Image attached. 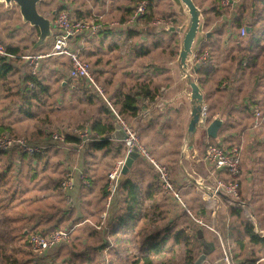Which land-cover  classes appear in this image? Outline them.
Returning a JSON list of instances; mask_svg holds the SVG:
<instances>
[{
  "label": "crops",
  "instance_id": "1",
  "mask_svg": "<svg viewBox=\"0 0 264 264\" xmlns=\"http://www.w3.org/2000/svg\"><path fill=\"white\" fill-rule=\"evenodd\" d=\"M44 2L48 3L47 7H52V15L51 17L46 16L47 18L52 19L56 16L58 9L66 8L73 13L76 20L102 24L103 30L97 35L92 37L82 35L73 42V45L74 49L79 51L82 59L87 58L85 60L90 63L93 62L96 73L106 87V90L104 89L105 96L117 111L118 108L115 103L119 100L118 96L128 92L137 83L151 82L153 86H160L157 103L153 105L150 111L141 113L138 119L125 117L124 119L133 126L141 140L147 141V147L143 145L150 151L153 158V155L159 154L160 151L158 141L164 147L168 145L169 157H171L170 168L168 169L172 170V179L183 203L176 200L172 194L164 191L154 166L140 157L129 173L124 176L117 195L111 206L108 207V172H110V167L113 164L124 158V142L115 139L109 140L110 143L104 150L96 149L92 143L84 151L79 150L78 145L70 144L69 151L50 150L47 166L38 167L34 163L38 168L35 178H32L35 173L33 174L28 170V163L15 166L16 170H23L17 174L19 180H16L14 175L16 170L14 168L9 170L7 167V182L10 184L11 181H15L17 185L19 184V193L15 196L13 203L8 206L10 208L9 213L4 214L3 219H0L5 222L11 217V221L4 224V227L0 224V227H2L0 232L4 234L9 229H16L14 233L20 235L23 230L28 234L29 230L52 233L54 229L74 228L73 235L84 227L91 232L87 236L89 240L90 236L96 233L102 240L101 246L107 245L101 251L102 264H110V259L113 257V255L111 256L112 252L120 254L121 249L126 250L129 244L133 248L136 246L142 247V231L146 224H149L148 222L152 220L159 221L161 240L169 239L171 234H175L182 229H186L187 233L188 230L202 231L204 234L199 239L204 237L216 244V251L211 258L218 256L221 251L222 253L225 252L222 242L220 241V245H218L217 241L214 240V235L217 237L218 235L209 230L201 229L193 223L190 213L193 215L192 212L194 211L188 208L191 205L192 209L198 213L197 215L201 216L200 209L202 206L206 208L210 206L213 209L215 206L211 203L212 201L207 199L202 192L187 180L179 168L178 161L184 139V121L187 116V109L182 104L178 109L170 108L166 113L155 112L156 106L162 101L170 88L175 85L173 72L167 69L166 66L173 64L178 59L180 44L178 35L169 32L168 28H177L181 25L168 28L162 25L157 26L158 22L156 23L154 20L146 22V15L137 28L122 27L130 20L128 18L130 9L133 7L132 0H50ZM168 3L170 9L163 12V15H166L165 18L168 20L177 21L180 16L173 13L171 0ZM153 4L155 13H161L159 10L161 4L164 5L167 2L165 0H153ZM227 13L222 15V19H225V22L221 24L223 28L217 26L218 33H215V30L210 31L213 36L203 44L204 46L208 41H211L212 44L223 42L222 50L216 55L218 59L216 76L220 74L222 76L224 68L229 65L224 62L232 54L231 50L230 53H227V51L231 47L233 48L232 39H235L234 35L230 36L231 38L229 37L228 29H230V25L227 26V30L224 29L227 24V17L224 18V16H227ZM171 14L172 16L168 17ZM228 22L231 23V21ZM155 26L159 28H155ZM164 29L168 33L161 32ZM236 35L239 36L238 33ZM176 40H178V50L175 57L172 51L176 47ZM261 45H264V41ZM156 52H159L161 56L168 55L169 59L160 61L161 58H153ZM263 60L264 56L261 57V63ZM59 61L69 63V60L65 57H61ZM51 69L52 79L51 84H48L51 96L49 103L44 106L34 105V109L37 111L34 114L38 117L50 114L51 119L56 120L58 114L64 113L68 108H74L80 103L88 107L86 111L89 112L92 108L89 105L90 101H88L89 94L88 96L83 95L84 92L77 88L73 80L69 78V70L67 71L64 67ZM27 74L24 73V75ZM159 79L169 83L164 85ZM232 79L236 80L235 86L229 90H227L229 82H224L221 86H218L217 82L215 88L209 93H206L200 86L206 96V105L209 100L216 103L217 106L223 105L226 110L232 112L231 117L228 118L230 120L229 126L227 125L225 130L221 129L219 131L218 138H207L205 140L203 154L205 155L207 146L212 143H219L225 148L237 146L241 149L240 195L241 200L249 205L253 217L248 210L238 211L239 209L236 206L229 202H223L221 224L229 251H231V254L233 253L234 260L245 264H264V120H258L254 116V107L251 106L250 102L246 101L248 104H244L245 91L238 93L234 89L243 82L244 76L240 77L238 74ZM245 79L250 80L252 83H249L250 90L248 92H255L256 98L254 101L259 102V107L264 110V82L255 87L248 74L245 75ZM92 91L95 93L94 89ZM95 95L98 96L96 93ZM72 96L73 99L74 96L79 99L78 104L74 107ZM56 97L59 98V100H56L59 103L57 107H53L50 101ZM247 98L250 100L251 96L249 95ZM56 102L54 103L56 104ZM93 102L96 105L98 103V101ZM69 103L71 106H69ZM101 104L102 106H97L96 118L105 121L107 117L103 113V106L106 109H110V107L104 100ZM74 117L60 119L69 124ZM113 117L117 128L119 124L116 122L115 116ZM88 118L83 119L82 123L84 120L89 122ZM217 118L222 119L223 122L226 121L220 110L217 111L213 120ZM115 132L116 129L112 134ZM167 133L169 138L164 140L162 135ZM177 139L178 142L176 143ZM141 142L143 143V141ZM199 168L202 171H213V166L206 161ZM12 172L14 176H11ZM69 172L74 173L75 185L70 192L63 191L65 195L61 197L54 190V185L64 180ZM217 176L219 180L227 181L225 174L218 173ZM132 193H135L138 198L137 204L131 200ZM10 196L8 195L7 198ZM129 204L137 209L138 220L135 224L124 223L119 220L112 222L116 216H122L126 213ZM55 206H60L64 212L53 211ZM39 214H45V219L41 218L39 220ZM34 216H38V218L35 222H31ZM210 221L212 222V220ZM119 223L122 224L118 225ZM155 227L154 225L147 226L146 232H143V234L151 235L156 230ZM248 227L253 228L256 239L249 236ZM168 229L169 231L165 232ZM114 239L115 242H113ZM167 241L172 243L173 239ZM85 242L84 244H87ZM20 243L22 242L20 241ZM211 258L208 260H211Z\"/></svg>",
  "mask_w": 264,
  "mask_h": 264
},
{
  "label": "trees",
  "instance_id": "2",
  "mask_svg": "<svg viewBox=\"0 0 264 264\" xmlns=\"http://www.w3.org/2000/svg\"><path fill=\"white\" fill-rule=\"evenodd\" d=\"M139 0H132V8L130 9L129 12V18L130 19L134 11L136 9V5ZM196 5L200 6L201 8L203 7V4L206 2V0H194ZM222 0H214L211 3V8L206 10V13L213 14L217 19H222L223 15V8L221 5ZM47 2H43V5H47ZM153 0H150V7L149 11L147 13V19L146 22L153 21L154 18L156 17L155 11H154V6H153ZM236 5L234 8L230 9L235 11L236 9V14L235 12H231L228 10L227 16L230 14L229 17H227V24L224 26V29L227 30V26L230 25V29L233 31H236L239 34V37H241L239 40L232 39V44L236 42V51L232 53L227 59H225L226 64H229L224 68V74L219 76L218 78V86H221L224 82H229V85L227 86V90L233 88L235 86V79H232L235 75L240 77H245L246 74H248L249 78L253 80V86L256 87L259 86L264 82V62L261 63V57L264 56V45H261L264 41V0H252L251 4L244 3L242 4L239 8L238 5ZM239 9L241 13L239 14ZM250 12V15L248 16V13ZM60 11H68L70 13L71 17L74 18L73 13H71L69 10L66 8H61L57 10V14ZM223 12V13H222ZM56 14V15H57ZM205 14V12H204ZM168 16V15H167ZM169 15L168 17H171ZM206 16V14H205ZM56 17V16H55ZM55 17L52 19L54 20ZM228 21H231L229 23ZM209 19L206 18V28L208 27ZM220 25V24H218ZM223 28V26H221ZM247 27L251 28V31L248 32L246 31V37L241 36L242 30ZM161 32L168 33L166 29L162 30ZM219 31H215V33H218ZM174 37V35H173ZM177 37V36H175ZM241 41V42H240ZM172 48V47H171ZM223 48V42L215 43L212 44L211 41H208L200 50L198 53V56L202 55L205 51L209 52V59L206 64L202 65V68L200 69L198 73V82L200 86L204 89L205 84L209 82V80H213L216 77V66L218 63L217 59V53L221 51ZM173 49V48H172ZM232 47L229 49L232 51ZM6 52L9 55L16 56L17 58H10L9 56H0V82L6 83L9 76L15 72V67L13 65V61L17 60L18 57H21V53H23V49L20 47H13V46H8L6 47ZM43 50V49H41ZM177 50H178V40H176V47L173 49L172 54L173 56L176 57L177 55ZM228 50V51H229ZM264 61V60H263ZM263 66V67H261ZM41 73V71H40ZM42 76L39 74V76H33L30 72L23 77V80L19 86V92L18 95L22 96V106L19 108L20 112L22 114H25V116L28 119H31L32 122L31 124L28 125V130L32 129L31 133V139H33L32 143H39L41 142H48L52 135L54 133H58L60 135H63L66 139V142L68 144L72 145H79L81 143V140L76 136V131L80 129H85L88 128L91 130L93 134H96L100 137H102L104 140L99 143H91L94 145L96 149L104 150L105 147L110 143L107 137L111 135L116 127L115 123L113 120V112L110 111V109H106V107L103 106V113H105L107 119L105 121L101 119L96 118V113H97V106H102L101 102L103 99L95 95V93L92 91L93 88H91L86 81H73L75 85H79L80 82H83L85 88L80 89L81 91L84 92L83 95L88 96V101L89 105L92 107L89 112L86 111V118H88L89 122L85 121L82 124H78L76 126V123L78 122V119H75V117L72 119V121L69 124H66L62 119H51L50 114H47L43 117H38V115H35L33 112L34 110V105L40 104L41 106H44L48 104L50 100V86L45 83V79L42 80ZM25 79V80H24ZM240 81V79H239ZM153 83L149 82H141L137 83L132 89H130L128 92L125 94L122 93L118 96V101L115 103L119 115L122 116L123 118H129V119H138L140 118L141 113L150 111L153 105L157 103L158 96L160 94V86L156 85L153 86ZM6 86V85H4ZM238 91V93L243 92L244 88L242 87L241 83L240 85L237 86V88H234ZM218 91V90H217ZM252 93V94H250ZM246 91L244 96H243V102L244 104H248L250 102L251 106L255 108V106H259V102H255L256 94L254 91L251 92ZM97 94V93H96ZM251 96L250 100L247 98L248 96ZM93 101H98L97 105ZM248 103H247V102ZM81 104V103H80ZM77 107V106H76ZM74 107V108H76ZM248 107V106H247ZM246 107V108H247ZM248 109H250L248 107ZM220 110L222 113L224 119L226 120L224 122V125L222 127L223 130L227 128V125L229 126V117H231L232 112L226 110L224 106H217L216 103L210 102L208 100L207 102V121L208 123H211L214 121V117L217 114V111ZM227 113V114H226ZM255 116V115H254ZM85 118V119H86ZM60 119V120H59ZM116 119V118H115ZM117 122V121H116ZM86 124V125H84ZM223 132V131H222ZM9 134L12 136L13 133H17L16 130L13 129L12 125H8L5 123H0V135L2 134ZM211 145H216L221 148H225L221 144L213 143ZM232 147L227 148L228 150L232 149ZM50 151V150H49ZM45 152L43 154H36L34 156H29L24 153H20L19 151L17 154H19L21 157L20 158L21 162H24L25 164L28 163V170L31 171V173H35L32 178L36 177V172L38 171V168L36 167V164L38 167H44L47 166V158H49L48 152ZM58 151V150H56ZM9 152L7 151H1L0 150V155H7ZM1 159V158H0ZM26 161V162H25ZM29 161V162H28ZM36 163V164H34ZM21 165V164H20ZM15 164L8 165V168H14L15 169ZM8 168L4 169L0 173V196H3V198H0V213L6 214L10 208L8 207L13 201L15 200V196L17 193H19V184L17 185L16 190L13 192L10 191L9 189L6 188L7 184V175L6 173L8 172ZM20 169L16 170L17 174L18 172L21 173ZM23 171V170H22ZM28 171V172H29ZM18 176L16 175V180ZM63 180L60 182H57L54 185V190L58 192L57 194L61 197L62 195H65L63 193L61 184ZM8 195H11L10 197L7 198ZM132 198L131 200L134 201L136 204L138 203V198L135 193L131 194ZM131 201V202H132ZM240 210H243L244 208L242 207H237ZM57 210L59 212H64L62 211V208L60 206H55L53 208V211ZM237 211V213H238ZM137 209L135 206H132L129 204L126 209V213H124L122 216H116L112 222H115L116 220L122 221L124 223H132L135 224V222L138 220V215H137ZM201 216L206 218L207 220L212 219V212L213 208L208 206L207 208L205 206H202L200 209ZM45 214H39V220L45 219ZM38 216H34L31 222H35ZM11 221V217L6 220L5 222L0 220V223L2 227H4V224H8V222ZM44 221V220H42ZM149 224H146V227L142 231V247L136 246V249L139 251V258L138 262L136 264H174L173 261L166 259V256H163L166 252L169 253L173 250H175L176 246H181L184 245L187 249L191 247L194 239H198L200 236H203L202 231H196L195 232V238L190 237L189 234L187 233L186 229H182L177 231L175 234L167 235L170 236L169 239H173L172 243H168L167 240L169 239H160L161 234L159 230H161L159 221H149ZM122 223H119L118 225H121ZM114 225V224H113ZM151 225L156 226L155 231L151 235H145L143 232H146L147 226L150 227ZM115 226V225H114ZM9 228L11 226H8ZM251 227H248V234L251 238L256 239V236L253 234V228L250 229ZM29 230V229H28ZM57 229H54L52 232L56 231ZM59 230V229H58ZM16 229H9L7 230V233H2L0 232V264H34V261L36 260V257L33 253V250L30 245V238L31 234H39L46 236L48 233L44 232H34L30 231L28 234L25 233V230L21 231L20 235L15 234L14 232ZM168 230H165V232H168ZM30 236V237H29ZM97 235L96 233L94 235H91V238H94ZM78 237V236H77ZM90 238V240H91ZM78 239V238H77ZM80 239V238H79ZM18 241V242H17ZM20 241L22 242L20 244ZM200 243V241H199ZM17 245V248H16ZM21 245H28L29 248L32 250L29 253V257L31 259H27L23 261V258H20V256H24V249L22 248ZM107 245H102L99 248H95L97 252L103 251V248L106 247ZM191 253V251H189ZM87 255V254H86ZM88 256V255H87ZM90 262L93 260L92 258H89ZM187 260L189 263L194 264L195 257L192 255H189L187 257ZM235 261V260H234ZM236 262V261H235ZM39 260L35 262V264H41ZM43 264V263H42ZM241 264H245L244 262H241ZM252 264V263H248Z\"/></svg>",
  "mask_w": 264,
  "mask_h": 264
},
{
  "label": "built area",
  "instance_id": "3",
  "mask_svg": "<svg viewBox=\"0 0 264 264\" xmlns=\"http://www.w3.org/2000/svg\"><path fill=\"white\" fill-rule=\"evenodd\" d=\"M236 0H222L221 5L223 12H227L235 5ZM150 7V0H139L133 16L130 20L123 24L122 27L137 28L147 15ZM181 22L167 20L159 22L160 25L171 27L178 26ZM54 37L51 43V49L45 56H31L26 57L28 64L32 68L31 74L33 76H39L41 71V61L45 57H65L69 60L71 68L68 71L69 78L73 81H86L88 85L94 89V91L108 104L113 112L119 126L126 134V140H124L125 152L124 158L118 161L111 172L108 175V207L111 206L115 196L117 195L122 180L124 178L123 168L125 166L127 156L133 151L137 150L140 153L141 158L150 162L158 176L161 187L165 192L170 193L173 197L182 202L180 194L176 191V186L172 179L170 170L164 164H159L151 155L150 151L142 144L137 132L133 126L127 122L119 112L114 108L111 102L105 96L103 87L98 84V80L95 78L92 70V66L89 62L82 59L79 51L74 49L73 42L80 36H95L103 30L102 24L98 22L79 21L74 20L67 11H60L53 20ZM247 29H243L241 34L246 36ZM0 56H9L14 59L16 56L7 54L5 48L0 46ZM209 59V52L205 51L202 55L195 59L196 63L202 65L206 64ZM152 109V108H151ZM254 115L258 120H264V110L261 107L254 108ZM202 123L204 126H208L210 123L207 121V106L203 113ZM76 136L81 140L78 145V149L84 151L91 143H99L104 139L96 134H93L90 129H80L76 131ZM2 151L14 149L20 153L34 156L36 154H43L49 150H70V144L66 142L63 135L54 133L48 142L41 143H28L26 140L15 138L9 134H4L2 138ZM1 150V149H0ZM205 161L213 166L212 175L215 176L218 186L225 192L230 194L236 199L241 200L240 195V176L242 173V153L241 149L234 146L232 149L221 148L216 145H208L205 151ZM223 173L227 177V181L219 180L217 174ZM75 185L74 173L69 172L63 180L61 187L66 193L70 192ZM193 223L201 229H206L214 234L218 235V231L215 225V207L212 212V222L208 223L204 219L194 217L190 213ZM107 216V215H105ZM74 228L59 229L46 236L39 234H32L30 238V245L33 252L38 256L40 262H44L46 254L54 249H59L62 245L67 243L72 236ZM190 237L194 235V230H188ZM225 264H241L234 263L231 258L226 254L224 256Z\"/></svg>",
  "mask_w": 264,
  "mask_h": 264
},
{
  "label": "rangeland",
  "instance_id": "4",
  "mask_svg": "<svg viewBox=\"0 0 264 264\" xmlns=\"http://www.w3.org/2000/svg\"><path fill=\"white\" fill-rule=\"evenodd\" d=\"M44 1L49 2L50 0H44ZM165 1L167 2V4H164V5L161 4V6L159 8L161 13H157L156 17L154 18V21L156 23L158 22L157 26H161L159 22H163V21L168 20L165 18L166 15H163V12H167L170 9V5L168 3L169 0H165ZM213 1L214 0H206V2L203 4V7L201 8L203 10V12H205L206 18L209 19V23H208L209 25L206 28L207 32L214 31V30L217 31L218 28H216V27L221 26V24L225 22V19H217L210 12H209V14L206 13V10L211 8V3ZM43 2L38 7L40 13H43V15L45 14V16H47V17H51L52 7L51 6L47 7V5H43ZM236 2H237L236 7L238 5L237 8H239L242 4H244L246 2H247V4H251L252 0H236ZM230 11H233V10H230ZM227 12H224V13H227ZM233 12H235V14H236V9ZM250 12L251 11L249 10L248 16L250 15ZM240 13H241V11L239 9V14ZM230 14L228 16L225 15L224 18L229 17ZM180 20H181V22L177 25L183 24L184 20L182 19V17H180ZM218 24H220V25H218ZM157 26H155V28H159ZM228 31H229V37L230 36L232 37V35H234L235 40H239L241 38V37L236 35L237 34L236 31H233L231 29H228ZM38 39H39L38 30L31 28L29 24H23L22 23V17L20 14V9L18 8V6L16 4H14L12 7L8 8V6L5 3H0V46H3L5 49L8 46H13V47L15 46V47H20L21 49H23V53H21V55H20L21 57H18L17 60L13 61V65L15 67V72L9 76V78L5 84L0 82V123L12 125L13 129L16 130V132H17V133H13L12 137L26 140L28 143H32V141H33V139H31L32 129L27 131L28 125L31 124L32 120L28 119L25 116V114H22L19 111L20 110L19 108L22 106L23 102H22V96H19L18 92H19V86L22 82V79L24 76H26V75H24V73H29V72L31 73L32 72V68L27 63L28 60L26 59V57L38 56V55L45 56L51 49L52 40L49 42L48 46H46L45 49L32 51L33 45L38 41ZM167 42H168V40H167ZM235 44H236V42H234L232 44L233 49H232L231 53H234L236 51V49H235L236 45ZM225 51H227V50H225ZM227 53H230V50L227 51ZM227 53H226V56H227ZM153 58H161L160 61L169 59L168 55L161 56L159 52L154 53ZM85 59H87V58H85ZM59 60H61V57H50V58L45 57L41 61V69L42 70H41L40 75H42V77H41L42 80L47 78L45 80L46 84H51V79H52V71H51L52 69L51 68L64 67L67 69V71L71 68L70 63L60 62ZM87 62H89V61H87ZM90 64L92 66L93 74H94L95 78L98 80V84L101 87H103V89L106 90L105 85L103 84L102 80L99 78L98 74L96 73V69L93 66V62H91ZM261 67H263V66H261ZM219 76H221V74L216 76L213 80H209V82L207 84H205L204 90L206 91V93H209L210 91H212L215 88V84L218 82ZM159 81L164 85L169 83L163 79H159ZM244 83H245V86H244ZM249 83H251L250 80L248 81L244 77L241 85L244 88L245 92L250 90V84ZM83 84H84L83 82H80L79 85L77 84V88L79 90L84 89L85 86ZM4 85H6V86H4ZM71 98L73 99V96ZM57 99L59 100V98L56 97V98L52 99L53 101L52 100L50 101V102H52L53 107L58 106L59 102L58 103L56 102ZM78 100H79L78 97L74 96V99L72 101V102H74L73 107L78 104L77 103ZM54 102H56V104ZM69 106H71L70 103H69ZM87 109H88V107L83 106V104H78L75 109L70 107V108H68V110L66 112L58 114L57 119L75 116V119H78V122L76 123V126H77L78 124H82V120L86 118V110ZM33 112H37V111L34 109ZM84 125H86V124H84ZM5 134H7V133H5ZM3 135L4 134L0 135V149H1V151L4 150L3 146H2ZM174 136H176V135H174ZM162 138L164 140H168V138H169L168 133L165 135H162ZM141 141H143L142 144H144L146 146L147 141H145L143 139ZM33 142H35V141H33ZM36 142L39 143L38 141H36ZM175 142L177 143L178 139ZM159 143H160V141H158L160 151H159V154L153 155L154 159L159 164H165L168 166V168H170L169 162L171 161V157H169L170 154L168 152L169 151V148L167 147L168 145H166L164 147L163 144L160 145ZM8 152L9 153L7 155H0V158H1L0 159V173L2 171H4V169H6L8 167V165H10V163L11 164L13 163L15 165L24 164V162H21L20 158H18V156L19 157H21V156L19 154H17V152H18L17 150L10 149V150H8ZM65 153L69 154L67 152H65ZM114 165L115 164H113V166ZM113 166L110 167V172L113 169ZM110 172H108V175ZM170 173L172 176V174H173L172 170H170ZM14 175L16 178L17 171H14ZM14 175L12 172L11 176H14ZM6 188L13 192L17 188V183L15 181L14 182L11 181L10 184H9V182H7ZM0 198H3V196H0ZM187 205H189V204H187ZM188 208L190 210L194 211L192 213L196 218L204 219L206 222L211 223L210 220H207L206 218H204L202 216H198L197 215L198 213L194 209H192L193 207L191 205H189ZM8 213L9 212H7L6 214H8ZM3 216H4V212L0 213V219H3ZM1 230H2V227H0V231ZM195 232H196V230H194V234H195ZM90 233L91 232L87 228L83 227L80 231L74 233L71 236V239L67 243H65L64 245L59 247V249H54V250L49 251L46 254V259H44V262H42V263L43 264H102V252H97V250H95V248H99L101 246L102 240L100 239V236H96L95 238H91V240H89L87 238V236H89ZM193 236H195V235H193ZM193 238H195V237H193ZM214 238H215L214 240L217 241V244L220 245L219 238L215 235H214ZM85 239H86V242H85ZM99 240H100V242H99ZM199 241H200L199 238L197 240L194 239L191 247L188 249L184 245L176 246L175 250H173L169 253L166 252L163 256H166V259H168L170 261L172 260L174 264H193V262L189 263L187 260V257L189 255H192L195 257V261H194V264H195L197 259L202 254V246L199 243ZM84 242L87 244H84ZM113 242H115V239ZM21 246L24 249V254H23L24 256L21 255L20 258H23V261H25L27 259H31L29 257V253L32 250L29 248V246L28 245H26V246L21 245ZM127 246H129V247H127L126 250L121 249L120 254H115L114 252H112L111 256L113 255V257H111V259H110V261H111L110 264H136L138 262V258L140 256L139 251L136 249V247L133 248V246L131 244H129ZM16 248H17V245H16ZM189 251H191V253H189ZM229 252H230V258L234 263H241L237 260H235L236 261L235 262L233 259V256H232L233 253L231 254V251H229ZM34 255L36 257V260L34 261V264H35V262L39 259L35 253H34ZM211 256H213V255H211ZM211 256L207 258V260L204 264H225V261H224L225 252L224 251H223V253L221 251L220 254L214 258L212 257L213 259L211 258ZM89 258H93V260L90 262ZM209 258H211V260H208Z\"/></svg>",
  "mask_w": 264,
  "mask_h": 264
},
{
  "label": "water",
  "instance_id": "5",
  "mask_svg": "<svg viewBox=\"0 0 264 264\" xmlns=\"http://www.w3.org/2000/svg\"><path fill=\"white\" fill-rule=\"evenodd\" d=\"M43 0H0L8 8L14 4L20 9L23 24H29L37 29L39 39L34 44L32 51L48 46L54 37L53 20L40 13L38 7ZM173 13L184 19L181 26L168 28V31L179 37L178 59L168 66L173 72L175 85L165 94L162 101L156 106L155 112L166 113L170 108L178 109L182 104L187 109L184 121L183 143L178 161L179 168L187 180L193 184L215 206V222L219 231L218 238L230 257L229 248L221 224V209L223 202H229L236 207L249 211L248 204L236 199L218 186L215 176L210 171H202L199 166L204 164V142L207 138L217 139L224 122L215 119L208 126L202 123L203 113L206 108V96L198 83V73L202 64L195 63V58L203 44L213 36L206 31V19L203 10L196 5L194 0H171ZM56 14V13H55ZM250 31V28H247ZM126 134L118 125L116 132L107 137L108 140H126ZM140 153L133 150L126 158L123 175L126 176L134 163L140 158ZM202 254L195 264H204L209 256L216 251L215 242H210L204 237L200 238Z\"/></svg>",
  "mask_w": 264,
  "mask_h": 264
}]
</instances>
